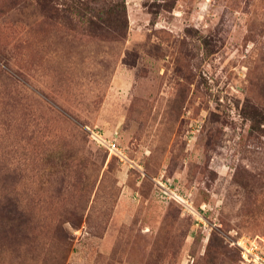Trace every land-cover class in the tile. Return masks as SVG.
Wrapping results in <instances>:
<instances>
[{
    "label": "rangeland",
    "instance_id": "1",
    "mask_svg": "<svg viewBox=\"0 0 264 264\" xmlns=\"http://www.w3.org/2000/svg\"><path fill=\"white\" fill-rule=\"evenodd\" d=\"M0 264H264V0H0Z\"/></svg>",
    "mask_w": 264,
    "mask_h": 264
},
{
    "label": "built area",
    "instance_id": "2",
    "mask_svg": "<svg viewBox=\"0 0 264 264\" xmlns=\"http://www.w3.org/2000/svg\"><path fill=\"white\" fill-rule=\"evenodd\" d=\"M91 137H92V140H94L98 145L106 148L111 155L114 154V155L118 156L121 160L124 159V156H123V154H122L121 150L119 149L116 142L107 141L106 139L102 138L97 131L96 132L91 131ZM254 249H258V246L256 244H251L248 251L251 253L252 250H254Z\"/></svg>",
    "mask_w": 264,
    "mask_h": 264
},
{
    "label": "trees",
    "instance_id": "3",
    "mask_svg": "<svg viewBox=\"0 0 264 264\" xmlns=\"http://www.w3.org/2000/svg\"><path fill=\"white\" fill-rule=\"evenodd\" d=\"M79 14L81 15V17L86 16V15H87L86 7H83V8L81 9V12H80ZM87 21H88V23L90 24V26H93V22H92L91 19L87 18Z\"/></svg>",
    "mask_w": 264,
    "mask_h": 264
}]
</instances>
